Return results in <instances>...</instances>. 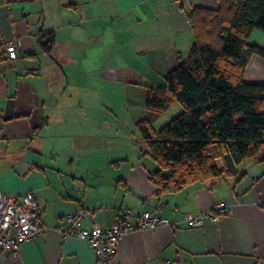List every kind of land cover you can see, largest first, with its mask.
<instances>
[{
    "label": "crops",
    "instance_id": "crops-1",
    "mask_svg": "<svg viewBox=\"0 0 264 264\" xmlns=\"http://www.w3.org/2000/svg\"><path fill=\"white\" fill-rule=\"evenodd\" d=\"M197 6L219 1L0 0V189L33 191L46 227L18 253L0 252V264H97L86 239L57 227L80 211L85 226L106 227L124 207L172 224L135 229L110 264H264V160L228 180L160 193V166L138 129L146 118L168 123L146 109L145 90L163 87L188 59ZM50 31L56 44L47 53L39 36ZM8 41L20 42L18 58L8 57ZM250 43L264 49V31ZM244 80L264 83L263 56L251 57ZM220 202L229 211L218 221L190 225L188 215Z\"/></svg>",
    "mask_w": 264,
    "mask_h": 264
},
{
    "label": "trees",
    "instance_id": "trees-1",
    "mask_svg": "<svg viewBox=\"0 0 264 264\" xmlns=\"http://www.w3.org/2000/svg\"><path fill=\"white\" fill-rule=\"evenodd\" d=\"M219 8L197 6L188 16L194 45L188 59L172 69L163 87L146 86L145 107L162 113L175 103L182 111L162 128L146 118L138 123L160 169L159 192L238 176L249 160H264V83H248L251 57L264 49L250 43L264 31V0H218ZM39 42L51 53L54 31Z\"/></svg>",
    "mask_w": 264,
    "mask_h": 264
},
{
    "label": "built area",
    "instance_id": "built-area-1",
    "mask_svg": "<svg viewBox=\"0 0 264 264\" xmlns=\"http://www.w3.org/2000/svg\"><path fill=\"white\" fill-rule=\"evenodd\" d=\"M174 1L179 5L182 4V0ZM19 47V41L6 42L5 49L8 57L18 58L20 56ZM228 211V204L220 202L210 213L202 216L188 215L187 219L192 227H201L206 218L216 222ZM39 213L40 203L33 191L16 196L0 189V252L18 253L22 243L32 241L43 233L46 227L41 222ZM86 214H88L87 211H80L64 216L57 230L64 238L86 239L96 252L97 264H110L117 256L125 237L135 229L172 224L168 218L151 211L134 215L131 208L124 207L109 226L103 227L97 222L92 223L91 226H85Z\"/></svg>",
    "mask_w": 264,
    "mask_h": 264
},
{
    "label": "rangeland",
    "instance_id": "rangeland-1",
    "mask_svg": "<svg viewBox=\"0 0 264 264\" xmlns=\"http://www.w3.org/2000/svg\"><path fill=\"white\" fill-rule=\"evenodd\" d=\"M181 110H182V106H181V104H179V103H175V104L169 109V111H166V112L163 113L164 115L168 116L167 119H166V116H163V118H161V119L164 120V118H165V120H167V122H169L173 117L177 116V115L181 112ZM162 122H163V121L161 120L159 123H156V124H155V128H156V129L160 128V127L162 126L161 124H164V123H162Z\"/></svg>",
    "mask_w": 264,
    "mask_h": 264
}]
</instances>
